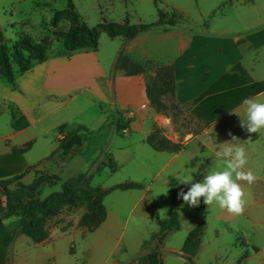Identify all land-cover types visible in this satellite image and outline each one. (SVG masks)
<instances>
[{
	"label": "crops",
	"instance_id": "crops-1",
	"mask_svg": "<svg viewBox=\"0 0 264 264\" xmlns=\"http://www.w3.org/2000/svg\"><path fill=\"white\" fill-rule=\"evenodd\" d=\"M230 30L232 29L225 31ZM237 32L230 33L238 34L234 35V39L223 37L226 35H218L220 37L217 38L190 36L179 28L159 36L152 33L140 34L134 39V46H140L141 52L133 57H138V60L156 58L162 63H174L176 97L177 101L184 105L203 94L237 63L243 65L255 82L264 81V18H259L255 24L246 27L244 33ZM239 41L242 44L239 45ZM162 42L173 44L174 57L167 58L165 50L159 51L151 47L153 43ZM122 51V44L120 47L107 44V48L103 50L100 42L96 48L49 55L44 61L18 74L13 83L0 77V120L7 114L10 116L9 129L0 131V180L20 176V181L29 184L34 178L28 170L34 166L44 171L52 165L57 173L64 172L68 163H64L60 155L64 152V149H60L61 140L68 132L80 126L86 127L89 134L105 133V144L96 150L98 154L107 150L114 163H120L121 154H126L122 163L130 165L132 173L137 177H130L127 182L113 186L103 185L107 189L116 186L117 188L104 197L106 220L96 231L90 233L100 231V247L109 244L110 239L115 242L122 236L124 231L120 218L128 205L132 206L130 213L138 208L141 209L140 215L157 213L162 196H167L163 193L170 190V178H182V171L186 167L182 159L187 157L205 171L207 167L201 163L202 156L213 163L217 157L223 158L217 155L222 147L227 146L223 143H233L228 142L232 136L239 138V135L249 134L240 126V117L229 113L200 134L191 135L192 138H189V135L185 137L183 143L188 149L180 152L156 151L147 140L154 121L161 117L151 108L146 76H130L118 69ZM128 51L130 50L127 49ZM254 97L258 102H264V91ZM235 111L242 117L245 115L242 104ZM118 120L128 124L127 135L116 132L115 122ZM62 125L66 127L63 132L59 130ZM135 132L139 133L136 138L133 136ZM86 134L83 132L77 137L68 151L72 159L73 154L85 153L89 143ZM179 138H173L172 141L177 142ZM35 147L37 150L33 152ZM207 152L212 156L207 157ZM252 159L250 156V160ZM258 166L263 168L264 164L252 162L245 166V170H251L258 179L252 185L241 182L247 200L244 213L234 216L226 210L217 209L221 213L218 217L224 220L231 221L237 217L246 219L251 234L244 240L248 247L247 253H240L238 260H229L227 255H222L223 252L217 245L218 239L222 237L220 230H216L214 237L206 244L209 225L204 220L194 227L195 229L204 222L207 226L196 240L197 253L195 256L191 252L187 253L193 256L194 264H202L200 257L211 254L214 259H209L210 263L217 259L219 264H264V172L259 175L256 170ZM198 179L194 177L192 182H198ZM123 184H134L137 187L119 189ZM99 185L101 184L97 186ZM112 193H116L113 199L109 198ZM178 204L183 221L181 211L186 204L182 199ZM213 206H207L201 201L193 208L194 213L196 214L197 210H211ZM48 229L51 234L39 242L26 232L23 233L21 228L16 229L10 225L0 228V264H78L77 258L69 253V242L65 236H60L57 229ZM257 240L260 242L257 243ZM95 246V243L90 245L92 254L86 264H112L108 257H93L96 253ZM112 247L111 244L110 248ZM139 249H136V254ZM133 258L130 256L124 263ZM113 264L123 263L116 261Z\"/></svg>",
	"mask_w": 264,
	"mask_h": 264
},
{
	"label": "rangeland",
	"instance_id": "rangeland-1",
	"mask_svg": "<svg viewBox=\"0 0 264 264\" xmlns=\"http://www.w3.org/2000/svg\"><path fill=\"white\" fill-rule=\"evenodd\" d=\"M162 13L165 14L166 21L172 25L152 26L140 34L152 33L159 36L179 28L188 32L190 36L217 38L220 37L218 35H226L223 37L234 39V35L238 34L230 33H238L237 31L244 33L246 27L255 24L259 18H264V0H0V28L3 36V39H0V46L5 49L4 54L0 50V77L5 74L4 56L9 59L11 70L15 72L19 71L21 66L40 57L42 53L30 50L29 44L44 48V53L49 56L67 53L71 46L90 47L89 44L96 40L98 44L101 42L103 50L107 48V44L119 47L122 44L121 55L128 56L134 62L145 66L144 75L148 84L156 77L160 65L164 63L156 58L138 60V57H133L140 54L141 48L134 46V39L140 34L132 36L137 30V25L155 24L160 20ZM226 29L232 30L225 31ZM151 47L159 51L165 50L167 58L175 56L171 42L153 43ZM177 103L181 105L178 101ZM151 108L161 118L154 121L148 140L151 135L158 133L170 140L180 137L177 142H184L185 137L189 135L188 137L192 138L191 135L200 130L195 118L186 109L179 112L172 109L169 116L159 113L152 106ZM9 121L8 114L1 118L0 131L9 129ZM115 124L118 134H128L123 132L124 122L118 120ZM94 134L89 132L86 134V137H89L87 149L82 155L73 154L75 160L65 151L68 150L67 147L63 148L60 145V149H64L60 155L64 163L65 161L68 163L67 169L59 172L60 174L56 169L53 170L52 165L50 169L44 171L34 166L28 170L34 178L29 184L20 181V176L12 177V182L6 185L2 182L4 180H0L2 187L0 228L6 225L21 228L23 233L26 232L39 242L51 234L48 227L57 229L58 234L65 236L69 242V253L77 258L78 264H82V261L86 264V260L92 254L90 245L94 243L96 253L93 257L95 259L108 257L112 264L116 261L123 264H139L138 258L150 254L156 256L157 264H194L193 256L198 250L196 240L207 226L204 222L195 229L194 227L206 220L209 225L206 244L214 237V232L220 230L222 237L218 239L217 245L222 250V255H227L229 260H238L241 257L240 253L242 255L247 253L248 247L244 240L251 236L248 230L250 225L245 218L237 217L227 221L218 217L221 213L217 209L220 208L215 203L211 210L203 212L197 210L196 214L194 207L186 204L181 211L182 228L152 241L151 238L153 234L159 232V224L163 219L170 217L174 211L180 215L178 201L181 199L170 187L167 196H162L157 213L140 215V208L130 213L132 206L128 205L120 218L124 231L121 233L122 236L115 242L110 239L109 244L100 247L98 244L100 231L90 234L99 227L92 229L91 226L102 219L105 195L117 188L116 186L107 189L103 185L113 186L137 176L132 173L130 165L122 163L126 159V154H121L120 163H114L109 158L107 150L98 154L96 150L105 144V133ZM133 136L136 138L139 133L135 132ZM238 137L239 143L246 149L248 163L245 166L252 162L264 164V132L243 134ZM117 140L122 142L121 139ZM186 149L187 146L184 150ZM36 150L37 147L33 152ZM206 155L212 156L209 152ZM250 156L253 157L252 160ZM182 160L185 161L184 167L186 166L182 171V178L190 180L191 177H196L199 178L198 182L203 180L200 175H206L208 169L223 170L225 167L224 159L218 157L211 163L202 156L201 163L207 167L205 171L199 168L198 163H192L187 157ZM259 167L256 170L259 175H263L264 167ZM74 176L78 177L72 178ZM98 184L101 185L97 186ZM184 185L187 189L191 187L190 184ZM98 194H102L101 199H98ZM115 194L112 193L109 198H115ZM171 204L173 206H170ZM192 229L195 230L193 243L186 247L188 235L194 231ZM150 240V243H146ZM137 248L140 249L136 254ZM188 252L193 256H189ZM130 256L134 258L124 263ZM209 259H214V256L212 254L201 256L200 263L219 264L217 259L211 263ZM146 264L151 263L147 260Z\"/></svg>",
	"mask_w": 264,
	"mask_h": 264
},
{
	"label": "trees",
	"instance_id": "trees-1",
	"mask_svg": "<svg viewBox=\"0 0 264 264\" xmlns=\"http://www.w3.org/2000/svg\"><path fill=\"white\" fill-rule=\"evenodd\" d=\"M165 14H161V18L158 22L152 25L139 24L136 26V32L132 37H136L142 32L148 31L152 26H163V25H172L170 22L166 21ZM91 32L89 31V36ZM0 39H3L2 31L0 28ZM238 44H242L241 41ZM99 44L94 40L90 47H85V49L96 48ZM30 50L40 51L42 54L39 58L31 61L30 63L21 66L19 71L15 72L11 70L9 65V59L4 56V71L3 77L9 82L13 83L18 74L26 72L34 64L44 61L47 59V55L44 53V48L30 45ZM84 47L71 46L70 51L83 49ZM0 50L3 52L5 49L3 46H0ZM22 51V50H21ZM152 64L148 62V64ZM10 66V67H9ZM118 69L124 71L127 75H137L144 74L146 69L140 63L134 62L131 58L125 55H121L118 60ZM264 91V81L255 82L246 69L241 63H237L233 66L226 74L222 76L217 82H215L211 87H209L203 94H201L196 99L184 104L179 105L177 103L176 97V74H175V64L174 63H164L160 65L158 73L154 79H151L147 84V94L150 100V104L155 108L159 113L170 115L172 109L182 111L186 109L190 111L192 116L195 118L196 122L200 126V130L193 133V135L200 134L204 129L209 127L212 123L218 119L228 115L231 111L235 110L238 106L242 104V101L245 98L254 97ZM128 126V124H125ZM65 126H60L59 130L63 132ZM88 133V129L84 126H80L77 129L68 132L66 136L61 140V146L67 147L68 150H71L73 143L76 141L77 137L82 135V133ZM188 134V133H187ZM148 143L156 151H167V152H180L186 145L183 142H174L167 137L160 136L158 133H154L149 137ZM13 179H8L2 181L5 185L12 182ZM1 183V181H0ZM179 185V187H178ZM137 187L134 184H123L119 186V189H128ZM169 187L173 192L179 193L181 190L187 192V188L184 184H179L178 181L174 178H171L169 181ZM106 194V193H105ZM104 194V195H105ZM102 198V194H98V199ZM107 217V211L105 208L102 210V219L101 221L95 223L91 226L92 229L98 228ZM160 230L158 233L153 234L151 240L155 238H163L170 232L179 231L182 228V221L179 213L174 211L173 214L163 219L160 224ZM195 236V230L190 232L186 240V247L190 246L193 243ZM147 241L146 243H150ZM154 254L141 256L137 260L139 264H146L148 260L151 264H157V259ZM1 261V260H0Z\"/></svg>",
	"mask_w": 264,
	"mask_h": 264
},
{
	"label": "clouds",
	"instance_id": "clouds-1",
	"mask_svg": "<svg viewBox=\"0 0 264 264\" xmlns=\"http://www.w3.org/2000/svg\"><path fill=\"white\" fill-rule=\"evenodd\" d=\"M242 106L245 108L243 117L238 111L230 112V114L240 117V126L249 134L260 133L261 130H264V102H258L255 97H249L242 101ZM239 141V138L232 136L228 142L233 143H223L227 146L217 152V155L224 159L223 170L210 168L203 180L195 183L192 182L193 177L190 180L178 178L179 184H191L187 192L181 190L178 193V198L190 207L198 206L203 198V202L207 206L215 203L220 209L226 210L231 215H242L247 200L245 190L239 181L252 185L258 177L251 170H245V165L248 163L246 149ZM163 194H167V192Z\"/></svg>",
	"mask_w": 264,
	"mask_h": 264
},
{
	"label": "built area",
	"instance_id": "built-area-1",
	"mask_svg": "<svg viewBox=\"0 0 264 264\" xmlns=\"http://www.w3.org/2000/svg\"><path fill=\"white\" fill-rule=\"evenodd\" d=\"M124 124H126V122H124ZM128 131V127L127 126H124V128H123V132H127Z\"/></svg>",
	"mask_w": 264,
	"mask_h": 264
}]
</instances>
